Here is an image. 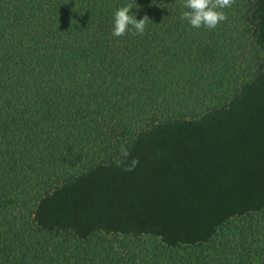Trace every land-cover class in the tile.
<instances>
[{
    "label": "trees",
    "instance_id": "1",
    "mask_svg": "<svg viewBox=\"0 0 264 264\" xmlns=\"http://www.w3.org/2000/svg\"><path fill=\"white\" fill-rule=\"evenodd\" d=\"M263 3L0 0V264H264Z\"/></svg>",
    "mask_w": 264,
    "mask_h": 264
},
{
    "label": "clouds",
    "instance_id": "2",
    "mask_svg": "<svg viewBox=\"0 0 264 264\" xmlns=\"http://www.w3.org/2000/svg\"><path fill=\"white\" fill-rule=\"evenodd\" d=\"M235 3V0H182L181 7L189 9L181 14L182 20H187L193 28L215 29L222 21L227 20V15L222 9L230 8ZM133 8V2L126 6L120 7L114 12V27L112 35L121 37L127 34L130 30L133 35H143L149 20L145 15L141 19L130 14V9ZM131 26V27H130ZM120 155L128 157L130 155L128 149L121 145ZM139 163L137 158H133L125 171H133ZM124 164V161L117 160V166Z\"/></svg>",
    "mask_w": 264,
    "mask_h": 264
},
{
    "label": "rangeland",
    "instance_id": "3",
    "mask_svg": "<svg viewBox=\"0 0 264 264\" xmlns=\"http://www.w3.org/2000/svg\"><path fill=\"white\" fill-rule=\"evenodd\" d=\"M262 28H263V31H264V9H263V15H262ZM259 98L260 99H264V89H262L261 92H259ZM173 129H174L173 127L169 128V130H168L169 133H172V132L174 133L175 131H173Z\"/></svg>",
    "mask_w": 264,
    "mask_h": 264
}]
</instances>
